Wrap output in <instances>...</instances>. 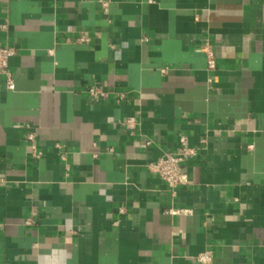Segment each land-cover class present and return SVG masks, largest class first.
<instances>
[{
  "label": "crops",
  "instance_id": "1",
  "mask_svg": "<svg viewBox=\"0 0 264 264\" xmlns=\"http://www.w3.org/2000/svg\"><path fill=\"white\" fill-rule=\"evenodd\" d=\"M0 45V264H264V0H0Z\"/></svg>",
  "mask_w": 264,
  "mask_h": 264
},
{
  "label": "built area",
  "instance_id": "2",
  "mask_svg": "<svg viewBox=\"0 0 264 264\" xmlns=\"http://www.w3.org/2000/svg\"><path fill=\"white\" fill-rule=\"evenodd\" d=\"M103 7L106 9L107 3H103ZM17 51L15 47L0 45V73L5 76V86L8 90L16 88L13 74L9 70V62L17 54ZM202 51L207 54L208 69L215 70L217 67L215 54L208 45L204 46ZM88 94L92 99L100 100L106 98L109 92L100 87H91L88 89ZM129 121L131 122V120ZM29 139L34 141L35 134H30ZM197 154V149L190 146L188 137L182 136L178 150L164 154L157 162L150 165V170L167 184L173 198H176L178 190L189 182V176L184 169V164L195 158ZM182 211L184 212L185 210ZM170 212L174 211L170 210ZM185 212L188 211L186 210ZM197 260L202 264H210L212 261L211 253L201 254Z\"/></svg>",
  "mask_w": 264,
  "mask_h": 264
}]
</instances>
